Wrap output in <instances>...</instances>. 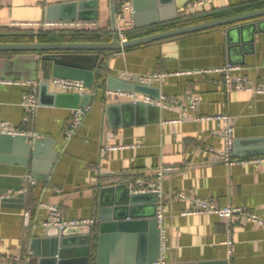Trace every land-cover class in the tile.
I'll return each mask as SVG.
<instances>
[{
    "label": "crops",
    "instance_id": "1",
    "mask_svg": "<svg viewBox=\"0 0 264 264\" xmlns=\"http://www.w3.org/2000/svg\"><path fill=\"white\" fill-rule=\"evenodd\" d=\"M70 1L78 0H0V42H40V34L64 36L63 41L51 42H93L72 40L80 35L109 41L113 35L119 39L116 26L129 39L264 7V0H213L198 6H190L192 0H154L153 8L147 3L134 8L136 28L129 29L118 17L120 0H97V19L88 20L94 22L90 28L36 25L69 20L48 19L47 10ZM20 22L28 24H14ZM237 24L100 54L93 86H85L82 93L89 95V108L70 139L64 132L73 108L51 103L50 95L73 92L51 83L53 60L40 53L0 55V119L35 132L24 135L26 142L43 141L38 157H30L28 163L19 162L20 153L0 159V194L15 192L0 202V264H44L51 237L45 226L46 204L58 206L66 219L87 221L92 227L90 255L86 258L77 245L66 264H97L98 227L122 194L117 187L126 185L135 193L134 177L154 179L160 169L162 196L157 195L156 215L161 212L163 217L157 227L165 252L157 264H264V225L242 221L229 234L228 224L215 214L186 213L193 208L192 200L200 198L218 206H242L264 219V95L227 90L224 74L215 70L231 65L232 77L264 82V30H239L247 23ZM235 26L237 30L228 33ZM14 34L26 36L14 41ZM155 72L162 74L158 81H139V74ZM108 76L153 87L159 96L178 98L179 103L158 106V112L123 108L140 101L113 91H130L137 99L152 95L110 89ZM43 81L49 85L40 103ZM35 84L38 106L27 115L22 96ZM194 94L199 100L189 107L188 98ZM223 114L233 128V154L239 159L232 164L222 160L224 121L216 116ZM25 116L29 118L24 124ZM152 199L145 197L134 220L149 219ZM139 230L129 235L149 237L145 223ZM71 235V242L86 241V231ZM138 255L139 239L129 237L110 247L102 264H136Z\"/></svg>",
    "mask_w": 264,
    "mask_h": 264
},
{
    "label": "water",
    "instance_id": "2",
    "mask_svg": "<svg viewBox=\"0 0 264 264\" xmlns=\"http://www.w3.org/2000/svg\"><path fill=\"white\" fill-rule=\"evenodd\" d=\"M173 0H171L172 2ZM134 8L137 9L140 4L151 6L155 5L154 0H133ZM97 0H78L61 3L50 6L47 10L48 19H97ZM241 24L238 29L242 30H264V7L249 10L225 17L213 18L194 24L172 28L152 34H146L127 40H120L113 35L109 41L98 42H0V51H34L42 54L43 58L53 60L52 75L59 78L81 80L86 87H92L95 73L99 62L101 61L100 52L103 51H119L134 46L148 44L151 42L196 33L216 27H226ZM237 26L230 28L228 33L236 31ZM48 82L43 81L39 84V101L42 103L43 91H46ZM107 87L110 89H128L141 91L159 97L157 90L153 87L139 85L135 83L119 80L114 76H108ZM51 103L62 104L70 108L84 107L89 102V95L79 93H59L51 94ZM123 108H137L138 110H155L159 111L157 105L146 104L143 102H133L122 105ZM158 119V117H156ZM42 140H37L35 144L26 142L24 135L0 134V159H8L6 155L12 153H20L22 156L19 162L28 163L30 157L37 158L40 151ZM51 160L54 159L52 153ZM16 160V158H14ZM34 164V162H33ZM117 189L122 191L118 194L120 197L112 203V214L101 222L98 227V244H97V264H102V259L106 256V252L110 247L120 245L125 238L134 241L139 239V257L136 264H157L156 259L159 257L160 234L157 227L156 215V193H131L126 185H119ZM114 190V189H113ZM145 197H152L153 212L148 215L146 222L143 220H134V212L141 208V202ZM127 218L133 220H126ZM148 226L149 237L145 234H132L129 231H140L139 228L143 224ZM91 225L88 223H80L74 225H66L62 228L55 226L48 227L49 237L48 250L43 258L44 264H66L70 250H76L77 245L81 247L86 258L91 252ZM86 231L85 242H71L75 237L71 234ZM51 232V234H50Z\"/></svg>",
    "mask_w": 264,
    "mask_h": 264
},
{
    "label": "built area",
    "instance_id": "3",
    "mask_svg": "<svg viewBox=\"0 0 264 264\" xmlns=\"http://www.w3.org/2000/svg\"><path fill=\"white\" fill-rule=\"evenodd\" d=\"M213 0H192L189 2L190 6H198L206 2H210ZM133 0H120V6L118 7V17L119 20L122 22H125L129 26V29H135V24L133 20V14H134V7H133ZM129 13L130 17L126 18V14ZM14 24H20L25 25L28 23H14ZM94 24L93 21L83 20V19H74V20H46L44 22H38L36 25H42V26H66V27H77V28H83V27H91ZM119 26V25H118ZM115 34H118L120 40H127L128 38L124 36L123 32L119 27H115L113 29ZM234 67L231 65H226L224 67L215 69L219 70L224 74V83L226 85L227 90H239V91H247L251 92L253 94L257 95H264V82H257L253 83L252 81L248 80L247 78L243 77H232L229 74V71L233 69ZM202 72V70H199ZM121 77L125 80H132V77L128 73H121ZM162 77L161 73L155 72L151 74H139L138 78L139 81L144 84H152L156 81H158ZM51 83L54 84L56 87L69 91V92H75L82 94L86 87L84 83L81 80H75V79H67V78H59L54 77L51 80ZM116 94L129 96L133 99V101H140L146 104H152L157 105L159 107L164 108H171L172 106L179 103L178 98H170L164 95H160L158 98H153L149 95H144L141 99H137L135 95L130 91H123V90H115L113 91ZM199 98L196 94L190 95L188 98L189 107H194ZM22 104L24 105L27 115L33 114L35 109L38 106V100H37V84H35L32 89L25 93L22 96ZM89 107H78L73 108L71 111V117L69 119V122L67 124V128L65 129V137L67 139H70L80 126L82 119L84 115L86 114ZM29 116H25L23 118V123H27ZM217 119L224 121V125L222 126V134L224 139V148L222 150V160L226 164H232L235 161L239 160L234 157L233 154V146H234V137H233V128L229 124V117L225 114L223 115H217ZM0 134H9V135H35V132H27L23 130H18L14 128L9 122L1 120L0 119ZM163 174V170L160 169L156 172V176L154 179H148L140 176H136L132 180V187L133 192L135 193H146V192H153L156 193L159 197L162 196V190L160 187V180ZM30 183H34L35 181L30 177L29 178ZM15 192L8 191L5 193L0 194V202L10 198L11 196H14ZM177 196L183 197L182 194H178ZM193 208L186 213L191 214H215L218 217L225 220V222L228 224V232L230 234L231 228H233L234 225H237L241 223L242 221H248L253 222L256 224L264 225V219L258 216L253 211H250L249 209L242 207V206H232V205H226V206H218L214 204L211 201L200 199V198H194L192 200ZM47 208V219L45 221V226H55L58 228H62L66 225H74V224H80V223H86L87 221H81L77 222L74 220H68L64 217L61 210L58 208V206L54 204H46ZM162 213L158 212L156 215V220L158 224L162 221ZM29 223V213H24V224L27 225ZM232 242L231 240L227 241V244L230 245ZM161 249V255L158 258V261L156 263H160L163 261V254L165 252V248L162 245L160 246Z\"/></svg>",
    "mask_w": 264,
    "mask_h": 264
},
{
    "label": "trees",
    "instance_id": "4",
    "mask_svg": "<svg viewBox=\"0 0 264 264\" xmlns=\"http://www.w3.org/2000/svg\"><path fill=\"white\" fill-rule=\"evenodd\" d=\"M19 36H23L24 37L26 35L14 34L12 38L14 39V41H17L16 39H18ZM138 36H140V35H138ZM138 36L130 35L129 37L133 38V37H138ZM63 37L64 36H58L57 34H52V35H50V34H40L38 38H39L40 42H51V41H63V39H64ZM171 38H175V37H171ZM171 38H167V39H171ZM84 39L85 40H89V41H93V42H98L99 41L98 37H96V36H94V37H92V36L86 37V36L80 35V36H76V37L72 38V40H74V41H76V40H84ZM163 40H166V39H163ZM163 40H159V41H163ZM155 42H158V41H155ZM134 47H137V46H134ZM134 47H130V48H127V49H131V48H134ZM114 52H116V51H103V52H100V53L107 55V54H112ZM17 53H37V52H34V51H15V50L0 51V55L13 56V55H16Z\"/></svg>",
    "mask_w": 264,
    "mask_h": 264
}]
</instances>
